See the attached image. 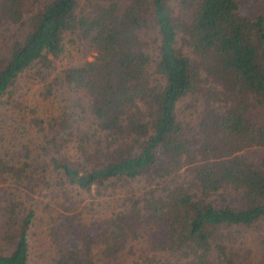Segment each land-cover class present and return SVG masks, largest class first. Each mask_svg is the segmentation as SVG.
I'll use <instances>...</instances> for the list:
<instances>
[{"label": "trees", "instance_id": "1", "mask_svg": "<svg viewBox=\"0 0 264 264\" xmlns=\"http://www.w3.org/2000/svg\"><path fill=\"white\" fill-rule=\"evenodd\" d=\"M26 1L0 0V21L24 23ZM35 8L26 33L0 51V129L9 142L0 150V264H30L27 235L40 204L54 210L46 264H97L120 255L140 228L149 246L141 264H172L162 251L184 264H240L222 229L264 219V120L253 118L264 107V13L245 14L239 0ZM85 44L94 59L73 62ZM26 74L41 84V104L21 98ZM191 92L202 106L188 137L175 107ZM135 178L149 187L126 194L125 208L120 197L104 201ZM94 196L105 210L88 222Z\"/></svg>", "mask_w": 264, "mask_h": 264}, {"label": "rangeland", "instance_id": "2", "mask_svg": "<svg viewBox=\"0 0 264 264\" xmlns=\"http://www.w3.org/2000/svg\"><path fill=\"white\" fill-rule=\"evenodd\" d=\"M40 1L44 0H28L24 3V23H10L7 21L5 24L4 22L0 21V42H2L4 45H0L1 54L7 55L11 41L16 37H20L26 33L30 14L32 13L34 8L39 4ZM239 4L242 12L247 15L253 16L257 13H264V0H239ZM81 48V51L75 52L73 62L86 63L94 59L96 52L88 44H85ZM64 66V63H60L57 70H61L62 68H64ZM208 84L211 86H218V83L213 80H210ZM40 85L41 84L37 83L36 81H32L31 76L29 74L23 76L22 87L19 90L21 98H25L26 101L40 100L41 98L37 97ZM25 93H27V95ZM42 101L43 100L41 99V102H39V104H41ZM44 103L47 102L44 100ZM201 106L202 99L195 92H191L187 95L182 96L176 102V117L182 125L184 135L191 137L192 134L195 132L198 115L201 111ZM43 109H45L44 105ZM252 110L253 108L251 109V111ZM256 117L261 120L260 122L264 120V107L259 108L257 110H253V118ZM4 129L5 126L0 129V150H2L4 144H9V142H7L8 136H2V131ZM17 141L19 140L17 139ZM15 143L19 144L17 142ZM190 146V148L188 147V151L192 152L193 148H195L197 144L194 141L193 143H191ZM200 157H202V153L196 151L194 161L199 162ZM191 164L192 163H190V161L185 162L180 165V169ZM180 172L181 174H185L186 178L190 176V173L188 171H183L182 169V171ZM174 178L175 177L173 176L169 179L173 180ZM147 186L148 184L146 181L143 180V178L131 179L130 181H128V183L125 184L124 188L121 186L117 187L119 190L117 193H115V198L106 197L104 201H113L117 197H120L121 199H119V203H123L119 206L125 208L126 204L125 199H123V197H125V195L128 193L132 194V191L136 192L137 194H140L141 192L147 189ZM73 193L75 194V198L83 200H86L88 198L87 192H84V190L75 189L73 190ZM91 193H95L94 186L91 188ZM94 198L97 199L98 202L94 204V210L92 211L93 216H91V214L88 215L90 217L88 222H91V220L94 219V214L105 210L103 209V206L99 203L102 197L94 196ZM1 204L2 203L0 201V205ZM103 204L105 203L103 202ZM48 207L43 208L40 204L36 208L34 218L28 229V256L30 264H46L50 261V258H52L55 252L54 247L51 246V242L48 237V223L50 216L54 213V210L52 207ZM109 212H111V210ZM5 219L6 215L5 213L1 212L0 208V237L5 232ZM139 232L140 234H138V236L134 235V238L131 237L129 239L126 246L121 249L120 255H117L115 257L108 256L105 257V259L101 258L97 261V264H141L143 257L149 253V246L145 235L142 236L144 229L140 228ZM222 236L223 239H226L229 248L234 251L235 254L232 255L236 256V262L240 264H264V219H258L250 225H234L231 227L223 228ZM2 243V240H0V244ZM158 257H160L161 262L167 261L172 262V264H184L182 261L181 263L175 261L174 254L171 255L169 251H162V253L158 254Z\"/></svg>", "mask_w": 264, "mask_h": 264}]
</instances>
